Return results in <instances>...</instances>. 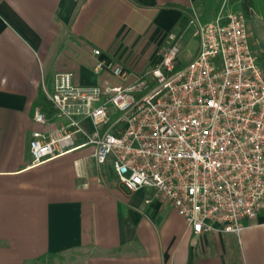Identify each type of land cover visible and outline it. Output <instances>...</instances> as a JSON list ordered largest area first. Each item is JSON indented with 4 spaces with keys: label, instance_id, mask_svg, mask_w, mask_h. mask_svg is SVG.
Listing matches in <instances>:
<instances>
[{
    "label": "crops",
    "instance_id": "0c3cea01",
    "mask_svg": "<svg viewBox=\"0 0 264 264\" xmlns=\"http://www.w3.org/2000/svg\"><path fill=\"white\" fill-rule=\"evenodd\" d=\"M197 3L0 0V264H264V210L239 236L196 237L152 192H130L110 164L98 167L90 147L31 165L32 132L62 124L47 100L56 74L79 86L123 84L94 74L99 60L144 74L170 34L182 48ZM38 110L45 125L34 122Z\"/></svg>",
    "mask_w": 264,
    "mask_h": 264
},
{
    "label": "built area",
    "instance_id": "2783aa9c",
    "mask_svg": "<svg viewBox=\"0 0 264 264\" xmlns=\"http://www.w3.org/2000/svg\"><path fill=\"white\" fill-rule=\"evenodd\" d=\"M187 29L198 51L181 68L182 36L170 34L144 74L94 64L121 85L79 86L72 73L56 74L47 100L62 124L32 132L31 165L90 147L98 167L110 164L130 192H152L192 235L239 236L264 210V70L242 12L205 23L194 15ZM34 122L45 125L40 110Z\"/></svg>",
    "mask_w": 264,
    "mask_h": 264
},
{
    "label": "rangeland",
    "instance_id": "374dc122",
    "mask_svg": "<svg viewBox=\"0 0 264 264\" xmlns=\"http://www.w3.org/2000/svg\"><path fill=\"white\" fill-rule=\"evenodd\" d=\"M220 11H223L224 13H243L240 1L198 0L197 5L194 6V10L192 11L191 16L189 17H193L194 13L197 16H200V14L203 13L205 15L211 14L212 17H216V15ZM246 17L252 50L258 59L260 67L262 68V70H264V20H262V18L256 12H252L251 14L246 15ZM190 35L191 31L187 29V32L184 34L181 52L178 56L180 57V59L187 58L194 52L197 41L196 39H191ZM135 57H138V59H140L141 56H138V53L136 52ZM142 59L143 58L141 57L140 61H142ZM126 65L128 64L125 63L124 66L126 67Z\"/></svg>",
    "mask_w": 264,
    "mask_h": 264
},
{
    "label": "trees",
    "instance_id": "16d2710c",
    "mask_svg": "<svg viewBox=\"0 0 264 264\" xmlns=\"http://www.w3.org/2000/svg\"><path fill=\"white\" fill-rule=\"evenodd\" d=\"M236 1H240L244 15L245 14L248 15L251 14L252 12H256L262 18V20H264V0H236Z\"/></svg>",
    "mask_w": 264,
    "mask_h": 264
}]
</instances>
